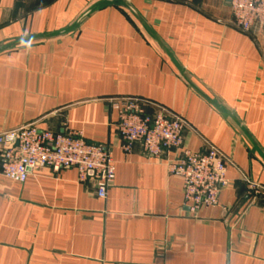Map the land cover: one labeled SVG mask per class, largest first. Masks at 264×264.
<instances>
[{
    "label": "crops",
    "instance_id": "obj_1",
    "mask_svg": "<svg viewBox=\"0 0 264 264\" xmlns=\"http://www.w3.org/2000/svg\"><path fill=\"white\" fill-rule=\"evenodd\" d=\"M126 98L227 157L216 207L190 214L176 153L122 150L107 100ZM28 125L109 150L115 181L102 200L75 168L0 176V264H264V191L247 185L264 189V35L229 0H0V133Z\"/></svg>",
    "mask_w": 264,
    "mask_h": 264
},
{
    "label": "built area",
    "instance_id": "obj_2",
    "mask_svg": "<svg viewBox=\"0 0 264 264\" xmlns=\"http://www.w3.org/2000/svg\"><path fill=\"white\" fill-rule=\"evenodd\" d=\"M233 24L245 34L257 29L264 35V0H229ZM111 109L119 115L118 131L122 150L131 154L140 145L148 158L160 159L176 153L177 159L167 162L169 173L183 183L184 204L193 217L216 207L228 187L227 158L210 146L196 153L185 145L186 125L167 109L141 99H108ZM149 105V106H148ZM152 107L153 111H147ZM42 168L59 172L75 168L81 181L89 175L97 185V196L105 200L115 181L112 153L102 146L88 143L79 133L40 131L34 125L0 133V176L24 184L30 174ZM255 196L264 189L247 181Z\"/></svg>",
    "mask_w": 264,
    "mask_h": 264
},
{
    "label": "water",
    "instance_id": "obj_3",
    "mask_svg": "<svg viewBox=\"0 0 264 264\" xmlns=\"http://www.w3.org/2000/svg\"><path fill=\"white\" fill-rule=\"evenodd\" d=\"M234 124V122H232ZM238 129L239 133H241L242 135L244 134V131L241 129V127H239L238 125L234 124ZM245 136V135H243Z\"/></svg>",
    "mask_w": 264,
    "mask_h": 264
},
{
    "label": "rangeland",
    "instance_id": "obj_4",
    "mask_svg": "<svg viewBox=\"0 0 264 264\" xmlns=\"http://www.w3.org/2000/svg\"><path fill=\"white\" fill-rule=\"evenodd\" d=\"M220 151V150H219ZM221 152V151H220ZM222 153V152H221ZM223 154V153H222ZM224 155V154H223ZM225 156V155H224ZM226 157V156H225ZM227 158V157H226ZM228 160V159H227ZM249 181H251V180H249ZM252 182H254V181H252ZM229 185V184H228Z\"/></svg>",
    "mask_w": 264,
    "mask_h": 264
}]
</instances>
